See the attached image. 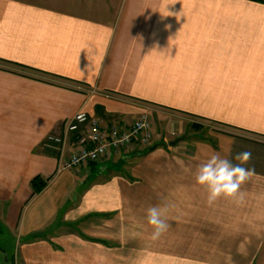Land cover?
I'll list each match as a JSON object with an SVG mask.
<instances>
[{
    "label": "crops",
    "instance_id": "obj_1",
    "mask_svg": "<svg viewBox=\"0 0 264 264\" xmlns=\"http://www.w3.org/2000/svg\"><path fill=\"white\" fill-rule=\"evenodd\" d=\"M81 110L147 115L155 140L61 168ZM243 151V202L209 206L198 165ZM0 247L10 264H264V0H0Z\"/></svg>",
    "mask_w": 264,
    "mask_h": 264
},
{
    "label": "built area",
    "instance_id": "obj_2",
    "mask_svg": "<svg viewBox=\"0 0 264 264\" xmlns=\"http://www.w3.org/2000/svg\"><path fill=\"white\" fill-rule=\"evenodd\" d=\"M85 124H90L88 130ZM145 126H139V125ZM77 133L78 149L62 164L61 168L77 169L95 162L113 151L125 149L132 144L148 145L154 138L153 125L149 117L142 116L132 125H105L100 119H92L84 111H79L66 125L65 135ZM49 141L60 153L64 147V135H50Z\"/></svg>",
    "mask_w": 264,
    "mask_h": 264
},
{
    "label": "clouds",
    "instance_id": "obj_3",
    "mask_svg": "<svg viewBox=\"0 0 264 264\" xmlns=\"http://www.w3.org/2000/svg\"><path fill=\"white\" fill-rule=\"evenodd\" d=\"M251 155L250 151L237 153L234 159L239 163L233 164L230 159L214 152L198 165L195 180L198 185L206 188L209 206L220 198L243 202L245 193L241 187L255 175L254 168L244 166L250 161ZM147 223L153 228V239H158L170 227L157 206L147 209Z\"/></svg>",
    "mask_w": 264,
    "mask_h": 264
},
{
    "label": "rangeland",
    "instance_id": "obj_4",
    "mask_svg": "<svg viewBox=\"0 0 264 264\" xmlns=\"http://www.w3.org/2000/svg\"><path fill=\"white\" fill-rule=\"evenodd\" d=\"M204 124V123H203ZM203 126V128H198V127H192V128H190V131H194V132H202V130L203 129H205L206 131H207V129H208V125H207V123H205V125H202ZM200 130V131H199ZM154 133H155V131H154ZM55 134H57L56 132H53L51 135H55ZM174 136H176V134H172V137H174ZM172 137H171V139L169 138L168 140H172ZM154 140H155V138H153ZM154 140H152V141H154ZM173 140H176V139H173ZM172 140V141H173ZM151 141V142H152ZM150 142V143H151ZM150 143L148 144V145H150ZM46 144H47V147L49 148V149H51V150H53V151H55L56 149L52 146L53 144L49 141V138H47V141H46ZM52 144V145H51ZM148 145H141V147L142 148H145L146 146H148ZM56 152V151H55ZM171 189H170V192L172 193L173 192V190H174V188L175 187H170ZM9 236V235H8ZM7 236V237H8ZM11 237V236H10ZM6 242V241H5ZM2 250H1V247H0V264H10L9 262H6L7 261V256H6V253H4L5 254V256L3 257V254H2V252H1ZM251 253L252 252H248V257H249V264H250V262H251V260H250V255H251ZM254 254V253H253ZM12 257V256H11ZM10 259V258H9Z\"/></svg>",
    "mask_w": 264,
    "mask_h": 264
},
{
    "label": "trees",
    "instance_id": "obj_5",
    "mask_svg": "<svg viewBox=\"0 0 264 264\" xmlns=\"http://www.w3.org/2000/svg\"><path fill=\"white\" fill-rule=\"evenodd\" d=\"M193 126L199 128L202 126V124H193ZM31 185L33 188V194L39 193L47 185V179L42 176H36L35 178L32 179Z\"/></svg>",
    "mask_w": 264,
    "mask_h": 264
},
{
    "label": "water",
    "instance_id": "obj_6",
    "mask_svg": "<svg viewBox=\"0 0 264 264\" xmlns=\"http://www.w3.org/2000/svg\"><path fill=\"white\" fill-rule=\"evenodd\" d=\"M178 141H179V139L173 140V141L171 142V144L174 145V144H176Z\"/></svg>",
    "mask_w": 264,
    "mask_h": 264
}]
</instances>
